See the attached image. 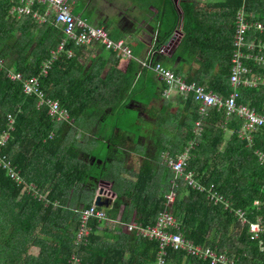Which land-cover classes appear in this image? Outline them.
<instances>
[{"label":"trees","instance_id":"16d2710c","mask_svg":"<svg viewBox=\"0 0 264 264\" xmlns=\"http://www.w3.org/2000/svg\"><path fill=\"white\" fill-rule=\"evenodd\" d=\"M25 2L0 0V136L4 132L8 134L0 146V155L9 164V168H2L0 164V264H71L70 256L73 255L78 258L77 264H153L156 241L132 229H118L112 221L103 223L90 217L88 235L74 244L78 221L74 209L93 202L95 184L102 178L112 180L116 201L125 204L121 222L129 221L131 208L135 209L132 220L143 225L153 224L164 207L165 193L174 188L173 212L177 215L178 230L185 239L224 254L232 264H264V166L254 153V148H264V126L252 133L249 144L238 134L239 116H227L224 107H211L207 116L201 117L197 112L198 102L188 95L186 107L192 112L186 115L181 146L177 149L178 144L174 142L175 151H167L162 159L165 156L176 158L189 147L190 158L185 171H192L205 188L191 187L180 175L175 179L176 184L172 183L173 169L165 161L156 168L143 161L138 171L128 176H125L127 169L116 166L119 173L125 171V175L116 180L115 166L110 167L103 153V159H99L97 148L92 153L89 149V161L80 157L82 145L75 135L78 131L75 118L89 116L84 125L94 126L96 134L103 136L95 142L101 151L105 140L112 143L113 134H107L106 128H120L117 120L129 112L126 100L133 98L135 93H144L145 88L147 92L153 89L152 93L157 95L159 81L162 92L165 82L157 77L151 66L143 65L142 59H134L132 49L133 57H129L123 72L113 64L104 73L107 58L101 55L93 58V47H85L101 45L99 41L82 44L66 38L63 24L54 19L52 7L41 2H33L28 13H9L12 4L22 6ZM66 2L72 3V15L81 14L85 0ZM131 2L141 8L142 18L147 19L148 15L154 21H150L155 27L153 45L151 51H147L148 58L144 59L150 65L159 62L186 81H194L225 97L233 90L228 74L237 10L250 22L242 39L255 45L264 43V29L254 24L255 21L264 23V0H182L178 3L180 11L172 0ZM135 11L133 17L139 13L138 9ZM33 12L42 20L34 17ZM113 27V31H118L115 25ZM104 28L112 39L119 38ZM177 29L181 36L172 52L158 51ZM60 41L62 45L55 49ZM107 50L113 57L120 55L111 47ZM77 56L84 62L81 63ZM184 59L195 60L197 68L183 71ZM45 63L48 66L43 73ZM244 63L249 66L250 73L264 75L263 66L251 59ZM10 72L21 74V78H10ZM23 79L36 80L44 99L56 101L72 121L56 119L45 103L39 106L36 93L24 92ZM235 89L237 103L264 113V88L241 85ZM130 114V130L138 131L139 118L133 112ZM9 116L12 118L10 125ZM197 119L202 120L201 128L195 131ZM155 171L163 172L162 181L154 176ZM211 191L228 200L232 208L243 209L246 220L240 221L229 206L224 207L223 199L210 197ZM254 199H258V204H252ZM104 209L108 210V216L116 215V207ZM258 216L260 230L256 237L249 238L246 224ZM36 231L44 234L42 238L35 234ZM46 238L53 247L45 243ZM29 244L37 246L36 254L25 253ZM166 252L165 264L209 262L183 250L166 248Z\"/></svg>","mask_w":264,"mask_h":264},{"label":"built area","instance_id":"2783aa9c","mask_svg":"<svg viewBox=\"0 0 264 264\" xmlns=\"http://www.w3.org/2000/svg\"><path fill=\"white\" fill-rule=\"evenodd\" d=\"M41 2L43 4L52 7L55 17L54 19L63 24L62 32L65 37L72 39L74 43H91L94 41H99L101 45L108 49L117 50L121 56L133 57L129 46L126 44L124 39L116 38L112 39L106 32L103 26H92L83 18L72 15L70 13L71 4L66 2V0H26L25 4L22 6L12 4L9 13H28L30 11V5L33 2ZM33 16L42 20V17L37 13L33 12ZM244 14L242 11L237 10L234 15V30L232 38V51L229 57V74L228 83L233 88V90L228 93V96H222L213 91L207 90L204 86L197 84L194 81H186L181 75L175 74L171 69L166 68V66L161 65L159 62L150 65L149 61L146 59L140 60V62L145 66H151V69L156 73L157 77L165 82V88L163 89L162 95L167 97L171 93H177L184 98L188 95L198 102V113L201 117L206 116L209 107L225 108V113L227 116L236 115L240 116L242 123L239 128V135L244 137L247 142L252 143L251 137L260 126H264V113L256 111L254 108L236 102V97L238 92L236 87L246 86L255 87L257 89L264 88V75L263 74H252L250 73L249 66L245 65L244 61L251 59L257 65L263 66L264 68V43L261 45H255L250 41H245L242 39L245 30L248 29L250 22L243 18ZM254 24L259 29H264V23L261 21H255ZM264 35V33H263ZM63 41H60L55 49L62 45ZM54 49V50H55ZM151 48L149 49V52ZM158 51H166V42L158 47ZM55 52V51H52ZM68 55H70L69 51ZM135 58V57H134ZM47 63L42 66V72H46ZM10 78L17 80L21 78L19 73L9 74ZM23 90L26 94L36 93L38 97V105L43 103L48 105V111L51 115H54L56 119H65L69 121L68 113L65 109L60 108L56 101L44 99L41 91L37 86V82L34 79H23ZM201 119H197L194 124V130L198 131L201 128ZM9 125L12 123V118H8ZM8 134L6 132L2 133L0 136V146L4 143ZM254 153L258 159V162L264 166V148L256 147L254 148ZM190 158L189 147H185L184 151L181 152L176 158L166 157L165 162L170 165L173 169L174 176L172 178V183H175L177 176L184 178L186 183L193 188L198 190H203L205 186L195 178L192 171H185L186 162ZM0 164L2 168H9V164L0 155ZM9 170V169H8ZM15 177V175H11ZM17 179V178H16ZM17 182H21L18 178ZM210 191V190H208ZM175 189H171L165 193L166 200L163 209L157 213V217L153 224H141L138 221L130 220L127 222H121L124 224L125 230H134L137 234L147 237L149 239H154L157 243L155 261L153 264H165L166 258V248H171L173 250H183L186 254L196 257L197 259H208V264H214L220 262L221 264H232L228 258L222 253H216L214 250L207 246L193 244L190 240L185 239L181 232L178 230L177 215L173 212L172 203L175 200ZM210 197L214 200L223 199L220 194L215 191L210 192ZM224 200V207H228L237 214L240 221H245L246 217L244 210L236 207L232 208L229 205V201ZM252 204H258V199L252 200ZM77 211V225L74 231V244L79 243L83 237L88 235L90 227L88 225V219L90 217H95L99 220H109L107 211L92 202L89 206L79 205L75 209ZM118 220V218H117ZM260 217L258 216L255 220L248 221L246 224V230L248 231L249 238L256 237V232L260 230ZM174 227L173 230H168L166 227ZM70 263L77 264L78 258L76 256H70Z\"/></svg>","mask_w":264,"mask_h":264},{"label":"crops","instance_id":"0c3cea01","mask_svg":"<svg viewBox=\"0 0 264 264\" xmlns=\"http://www.w3.org/2000/svg\"><path fill=\"white\" fill-rule=\"evenodd\" d=\"M97 1L98 0H85V2H83V9H82L81 14H75V15H78L81 18H84V17H87V14L90 13V15L93 18V21L90 22L87 18H84V19L87 20V22H89L92 25L100 23L101 26L106 27V29L108 28L111 34L113 32V34H115L117 37L119 38L121 37L122 39H124L126 44L129 45L130 51L132 49L133 55L135 57L134 59H144L145 57L148 58L147 51L149 47L153 45V33L155 31L154 24L150 23V21H153V20H151V18L148 15H147V19L142 18L141 17L142 10L140 8L138 9L139 13L134 17H132L131 14L126 13V30L125 31L123 29H118V31L116 30L113 31L114 27L111 24V21L108 19L106 21L104 19L105 17L104 13L106 11L104 10L103 6L100 3H97ZM172 1H174V3L176 4L177 10L180 11L178 3L182 0H172ZM126 5L128 7H131L133 4L131 0H126ZM149 8L150 10H153L152 7H149ZM133 19H137V20L134 21ZM146 21H149V22L147 23ZM144 24H147L148 28L146 30V36L142 38L138 34V32H139V28L142 27V25ZM142 30L144 29L142 28ZM180 36L181 35L179 34L176 36V38L178 39L180 38ZM174 41L176 45L179 40H177V43H176V40ZM85 47L87 48L93 47L91 51V55L93 58H95L97 55H101L102 57L107 58L106 63L103 68L104 73H106L109 70V66L113 64H115L116 68L120 72H123L126 69V65H127L129 57L115 55L117 59H116V62L114 63L115 57H113L112 55H109L108 50L102 47V45L94 44L92 46H89V47L85 46ZM79 50L81 51L84 49L80 48ZM77 59L81 63L84 62L80 56H77ZM0 62H2V59H0ZM89 62L92 63V60H90ZM88 64L90 65V63ZM183 66H184L183 71H186L188 69L195 70V68H197L198 66V63L195 60L190 62L189 60L187 61L184 59ZM161 86H162L161 82L159 81V86L157 88L159 89V93L157 95L152 93L153 89L147 92V89L145 88L144 93H135L134 97L131 98L129 101L126 100V97L124 98V100L128 102V110H129V112H126L124 114L131 115L130 112H133V114H136L138 116L139 118L138 131L130 130V123L132 122L131 120L132 116L127 117V129H119V128H113V127L111 128V126H108L106 128V130L108 129L107 134H110L112 132L113 136L111 137L112 143L108 144L109 139L107 140L103 139L106 141V142L104 141V144L106 146H109V148L115 147L118 149L117 152H114L116 156L113 159H111L112 158L111 155L113 153H110L111 155L107 153V158L110 159L109 160L110 167L112 168V166H115L116 168L117 174L114 172V174L117 175L116 176L117 178H115L116 180L120 178V175L125 174V171H122L119 173L116 166L122 165L123 168L127 169V176L129 174H133V172L135 171H138L140 164H143V161L149 167L156 168L158 167V165L160 166L163 165L162 155L164 153H166L167 151H172V149H174L175 151V147L172 146L174 142L178 144L177 149H179L181 146L180 145L181 135H182L181 132H183L182 128H184V125L186 122V115H189L190 112L192 111L190 108L186 107V101H185L186 98H184L183 96L177 93H171L167 97H164L162 95ZM87 118H89L87 114L79 115V117L75 118L77 120L76 126H78L77 128L78 131L75 132V135H77V139L80 141V144L83 147V152L80 151V157L84 160L89 161L90 152L92 153V151L96 149L95 146L98 145L97 143H95L97 138L99 139L100 137H103V136L96 134L94 126L88 128V126L84 125V121ZM70 121H72V118L69 119V122ZM117 123H118V120H117ZM118 126H120L119 123H118ZM84 134H88V136L92 138L91 145L84 143V140H85L83 138ZM135 138L137 139L135 140ZM89 149H91L90 152H88ZM158 152L160 153L158 154ZM156 171H155L154 176H156L158 181H162L163 172L158 174L156 173ZM160 172H161V168H160ZM105 179L108 180V182H112V180L110 179H107V178ZM102 180H104V178H102ZM115 195H116V192H115ZM128 203L129 201L127 200V204ZM113 204H114V200L110 203L109 206L104 205V204L101 206L103 208L108 209L109 207L112 208ZM121 205H120V210H117V207H116V215L112 216L114 218V221L112 220L113 218L109 216V220H102L103 223H105L106 221H112L115 227H116V224H115L116 222L120 224V220H121L120 216H122L123 207L125 205L124 202L121 203ZM131 206L132 205H129V207ZM130 211H131V215L128 218L129 221L132 220L131 218L135 216V209L130 208ZM122 227H123V230H125L123 225Z\"/></svg>","mask_w":264,"mask_h":264},{"label":"rangeland","instance_id":"374dc122","mask_svg":"<svg viewBox=\"0 0 264 264\" xmlns=\"http://www.w3.org/2000/svg\"><path fill=\"white\" fill-rule=\"evenodd\" d=\"M99 1V2H98ZM97 3H100L104 10L106 11L104 13L105 17L104 19L107 21L110 20L111 23L114 22L113 25H115L117 27V29H123L124 31L126 30V13H129L132 15H135L137 12L135 11L136 9H139L140 7H137L135 4H133V6L131 7H128L126 5V0H98ZM190 1H193V0H190ZM194 1H197L199 2L200 0H194ZM128 7V8H127ZM127 8V9H126ZM127 11V12H126ZM87 19L91 22L93 21V18L91 15H87ZM101 19V18H100ZM134 21H136L137 19H133ZM134 24V23H132ZM142 28L144 30H142ZM148 26L147 24H144L142 25V27L139 28V32L138 34L144 38L146 36V30H147ZM125 34V33H124ZM176 32H174L171 36H170V39L171 40H175L177 39L175 36ZM151 48V46L149 47V49ZM128 116H131L129 114H124V115H121L119 120H118V123L120 124V128L119 129H127V117ZM83 138L85 139L84 140V143L85 144H90L91 145V142H92V138L90 136H88V134H84L83 135ZM102 138V137H101ZM100 138V139H101ZM90 139V140H89ZM101 145V141L99 142ZM103 148H101V151H100V148H98V146H95V148L99 149V151H97L96 149V156L99 158V159H103L102 155L104 154L105 157H107V153L109 155H111L110 153H113L111 155V157H114L115 156V153L114 152H117L118 149L117 148H109L107 147L105 144L102 145ZM81 152H83V147L81 149ZM103 153V154H102ZM95 155V154H94ZM110 159H106V161H109ZM115 170V169H114ZM125 175V174H123ZM127 176V174L125 175ZM32 186V184L29 185V187ZM95 192H94V196H93V202L95 200L98 199V197L100 196L101 197V201H103V204L104 205H107L109 206L110 203L114 200V204H113V207H117V210H120V205L121 203L123 202H117L115 199H116V195H115V192H114V189L112 187V182H108V180L104 179V180H101V181H98L97 184L95 185ZM28 187V188H29ZM87 187H89L87 185ZM44 196V195H42ZM96 203V202H94ZM102 204V205H103ZM78 205V204H77ZM122 206V205H121ZM117 217V216H116ZM115 217V219H116ZM114 221V218L112 219ZM116 224V227L118 229H121L123 230V227L121 222L120 224L118 222L115 223ZM116 228V229H117ZM35 234L39 237L43 236L44 234H41L40 231H36ZM42 238V237H41ZM45 243L50 246V247H53V243H51L50 241H48V239L46 238V241ZM37 246H32V245H28V248L27 250L25 251L26 254H36L37 253Z\"/></svg>","mask_w":264,"mask_h":264},{"label":"water","instance_id":"95a60500","mask_svg":"<svg viewBox=\"0 0 264 264\" xmlns=\"http://www.w3.org/2000/svg\"><path fill=\"white\" fill-rule=\"evenodd\" d=\"M171 41L172 40H167L166 41V52L167 53H171L173 48H174L175 43H171ZM94 202H96V204H98V205H102L103 204V201H101V197L100 196Z\"/></svg>","mask_w":264,"mask_h":264},{"label":"clouds","instance_id":"9594fccd","mask_svg":"<svg viewBox=\"0 0 264 264\" xmlns=\"http://www.w3.org/2000/svg\"><path fill=\"white\" fill-rule=\"evenodd\" d=\"M71 4H72V3H71ZM74 15H75V14H74ZM77 16H78V15H77ZM79 17H80V16H79ZM83 19H84V18H83ZM84 20H85V19H84ZM85 21H87V20H85ZM88 23H89V22H88ZM89 24H90V23H89ZM178 32H180L179 29H177V31H176V34H175L176 36L178 35ZM176 36H175V37H176ZM168 40H171V39H168ZM175 40H176V43H177V40H179V38H178V39H175ZM165 42H166V41H165ZM172 42L175 43V41H173V40L171 41V43H172ZM165 52H166V51H165ZM241 104H242V103H241ZM211 107H212V106H211ZM211 107H209V108H211ZM209 108H208V109H209ZM215 108H216V107H215ZM232 115H234V114H232ZM206 116H207V115H206ZM235 116H236V115H235ZM239 117H240V116H239ZM240 118H241V117H240ZM241 123H242V120H241ZM238 134H239V130H238ZM239 136H240V135H239ZM165 158H166V156H165ZM165 158H164L163 162L165 161ZM173 176H174V173H173ZM97 205H98V204H97ZM78 206H79V205H78ZM99 206L102 207L101 205H99ZM102 208H103V207H102Z\"/></svg>","mask_w":264,"mask_h":264}]
</instances>
